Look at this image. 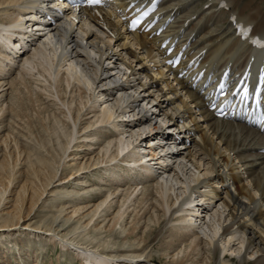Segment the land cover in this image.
<instances>
[{
	"label": "bare ground",
	"instance_id": "bare-ground-1",
	"mask_svg": "<svg viewBox=\"0 0 264 264\" xmlns=\"http://www.w3.org/2000/svg\"><path fill=\"white\" fill-rule=\"evenodd\" d=\"M29 1L0 0V94L7 85L2 79L11 69L25 70L44 84L45 91L37 98L33 86L27 92L32 101L34 97L41 102L35 117L49 142L56 139L63 164L56 167L55 158H49V178L42 189L32 182L30 194L29 184H23L19 192L5 197L12 194L7 191L5 171L12 156L9 139L15 142L16 135L9 131L0 135L5 145L0 156V240L12 242L18 234L43 235L54 244L60 239L62 248L74 250L84 264H148L153 257L148 241L154 231V238L161 240V254L172 264H224L226 252L237 255L242 264H264V135L240 122L215 117L199 89L191 88L185 78H172L165 68H155L156 37L131 36L111 12L91 9L80 20H69L74 14L67 11L55 23H45L47 31H33L31 11L45 18L42 14L53 13L54 8L50 0ZM241 1L225 0L220 7V0H165L160 7L164 18L173 17L166 33L173 34L172 39L179 36L180 44H187L190 56L200 59L212 77L225 65L239 71L252 59L258 62L249 74L257 73L264 69L263 51L236 35L229 18L236 12L237 22L253 23L252 32L264 36V7L260 8L264 0ZM17 88L13 106H8L12 129L19 118L26 119L19 104L14 106V99L24 92ZM45 98L52 104L51 113ZM5 102L0 97V126L7 118ZM47 112L51 116L46 117ZM137 113L136 121L127 119ZM29 119L25 121L32 135ZM108 127L110 133L105 132ZM146 147L153 161L144 153ZM172 160L175 166L169 165ZM159 169L168 171V177ZM88 172L92 179L82 176ZM90 180L100 186L93 183L87 189ZM75 181L82 188L64 191L66 201L52 199L53 207L68 204V209L60 210L66 218L57 216L41 232L44 219L39 220L36 212L31 215L43 194L49 188L53 195L55 186ZM87 198L89 204L82 205ZM27 200L31 205L25 212ZM87 216L71 240L68 220H74L75 227ZM171 228L183 237L165 240ZM96 230L109 235L117 230L120 240L99 241L90 235ZM81 241L87 245L75 246Z\"/></svg>",
	"mask_w": 264,
	"mask_h": 264
},
{
	"label": "rangeland",
	"instance_id": "rangeland-1",
	"mask_svg": "<svg viewBox=\"0 0 264 264\" xmlns=\"http://www.w3.org/2000/svg\"><path fill=\"white\" fill-rule=\"evenodd\" d=\"M245 1L242 0L241 2L243 3ZM262 7H264V6H260V8H262ZM12 71H13V73H12ZM12 71L9 72L10 75L8 74L5 78L2 79V80L6 79L7 85L5 86L6 89H4L3 92L0 94V97L2 98V100L6 101L4 104V107L7 110L5 112L7 118H5L6 120L3 123V126H0V128H2L0 130V135H3L4 133H6L8 131L13 133L12 137L16 135L15 136L16 137L15 142H14L13 138L9 139L10 144H9L8 149H10V147L12 146V149H11L12 156H11V159L9 161L10 166H8L7 171H5V181L9 182V185H8L9 190H7V191H10V193L12 191V194L10 195L7 192L5 194V197L7 195L12 196L13 194H16L17 192H19L20 188L23 184H27V185L29 184L28 187L31 190L30 186H31L32 182L35 183L37 188L42 189V187H43L42 183L46 182V178H49V158H51V159L55 158V163H54L55 166L56 165L58 166L59 162H61V164H63V159H62L63 151L57 145L58 143H57L56 139L53 138V139H51L52 141L50 140V142H49L48 133H46V131L43 128H41V126L38 123L39 120L35 117L36 116V108L35 107L38 108L37 105H39L41 102H39V103L36 102L38 100L35 101L34 97H33V101H32L31 100L32 98L31 99L29 98L30 94L27 92L28 87L31 89V86H33V89L35 90L34 95H35V98H37L36 95L38 93H43V90L45 91L44 84L41 83L40 80L37 81L33 74L28 73V72H24L25 70L17 69L15 71L14 70H12ZM18 71H20V72H18ZM18 73L21 75H19ZM23 73H24V75H23ZM25 73H27V75ZM30 76H33V77H30ZM18 78H19V80H17V82H15V79H18ZM20 78H23V80ZM12 81L15 83L14 85H13V83H11ZM24 81H25V84L23 83ZM26 81H28V82L26 83ZM28 84H30V85L28 86ZM16 85L19 87L20 90H24V92L21 93L22 94L21 96H18L16 99H14V101H16V104L14 106H17L19 104L18 110L19 111L21 110L20 113L21 114L23 113L22 116L26 115L25 120L31 118V121H33V126L31 129L33 131L32 135H30L31 133L27 127L28 122H26L23 118H19V124H17V123L13 124L15 129H12L13 127L10 126V123L13 122V119H11V117H10L12 115L11 114L12 111H10L11 110L10 108H11V106H13V102H12L11 98L13 97V95L15 93H18L15 91L16 89H18ZM24 88H26V89H24ZM34 90H33V92H34ZM45 93L46 92H44V94ZM15 95H17V94H15ZM46 95H47V93H46ZM33 102H35L34 104H36V103L37 104L34 105ZM48 102H49V106L51 105L49 107L50 108L49 112L51 113L54 110L51 108L52 104L50 103V101H48ZM8 106H10V108H8ZM22 107L24 109H22ZM49 112H47L45 114L46 117H48V115L51 116L49 114ZM20 119H21V121H20ZM47 121H49V119H47ZM110 131H111V129L109 127H108V129H105L106 133H110ZM22 134H24V135H22ZM62 144H63V146H65V143H62ZM52 147L56 148L55 151H54V149H53V151L51 150ZM4 148H5V145L2 146L0 143V150H1L0 156L4 152L2 150ZM19 151L22 152L21 155H19ZM49 151H50V153H49ZM56 154H57V156H56ZM58 156H60V157H58ZM1 159H2V157H0V160ZM41 161H44V162L42 163ZM56 161H58V162H56ZM30 162H32V164ZM32 167L34 168V170H36V173H34V172L32 173V169H33ZM62 167L63 166L61 165V167L58 169V175L61 174ZM75 171L76 170H74L73 172H75ZM84 171H86V170H84ZM88 171H91V170H88ZM76 172H78V171H76ZM70 174H71V172L67 173L66 178H68L70 176ZM82 176H84L85 179H92L90 172H88ZM82 176L80 175L78 177V179L82 180V178H83ZM10 182H11V184H10ZM37 183H39V186ZM75 183H76V181L73 182V184L68 183L63 187L55 186L57 188H55V192L53 195H49V188L43 194L41 200L36 205L35 209L32 212V215H31V216H34V214L36 212V216L39 220H42V219L46 220L45 222H43L44 220L41 221V225H40V231L41 232L42 231L45 232L46 231V225L49 224V222H52L54 219H56L57 216H59L60 219L66 218L67 213L65 211L63 213H60V210L64 209V208L68 209L69 208L68 204H66L64 206V208L62 207V204H61V206L56 204V205H54L55 207H53L52 206V204H53L52 199L57 198V199H59V201H62V200L66 201L67 198L63 197L64 191H66V190L67 191L68 190H80L82 188L81 186H76ZM93 183H94V185H93L94 187L100 186L96 180H93V181L90 180L89 183H87L88 186L86 188L88 189L91 186V184H93ZM95 183H97V184H95ZM146 186L148 187L149 185L147 184ZM123 187L126 188V186H123ZM103 188H105L104 193L108 192V190H107L108 187L103 186ZM30 190L27 194H30L32 192V190L31 191ZM101 198H102V196L97 198L95 202L100 201ZM88 199L89 198L85 199L86 201L84 203H82V205L89 204ZM30 205H31V201L27 200L26 201V207H23V210L25 212L27 210H29ZM6 206H8V205H6ZM1 207L2 206H0V208ZM49 214L51 216L50 219H49ZM45 216H47V217H45ZM89 218H90V216L84 217V219H81L79 221V224H77V226H75V227H72V225H73V223H75V221L74 220H68L69 222L67 223V228L72 229V231H71L72 234H70L71 238L69 237L71 240L75 236V233H78L81 231L79 229L76 230V228L77 227L80 228L81 224H84ZM96 218H97V216L94 217L93 220L95 221ZM94 221H92V222L94 223ZM92 222L90 223L89 227H91L93 225ZM26 223H27V221L24 224H26ZM155 227L157 229L159 227L158 224ZM87 230L90 231V230H92V228H88ZM117 230H119L118 225H117ZM117 230H116V232H117ZM167 231L168 232H165V236H166L165 240L169 241L170 237H172L173 239H175V238L178 239L177 238L178 236L183 237V235H180V233L177 232V229L171 228ZM170 231L172 232V234ZM116 232L112 235H109L107 232H102L101 230H98V231L96 230V231H91L90 235H92V236L96 235L95 238L98 237L99 241H100V239L107 240L108 238H109L108 240L118 241V240H120V235ZM168 233H169V235H168ZM18 235L19 236L15 237L16 239L13 238L15 240H13L12 242H8L7 240H6L7 242L6 241L4 242V241L0 240V258L3 260V262H5L4 264H84V262L81 259L82 257L79 256L77 253H75L74 250L64 249L65 246H63V248H62L61 243H59L60 239L58 240L59 242L57 244H54L52 242H49V240L42 238L43 235H41V237H38V236L35 237L32 235H27V234H22V235L18 234ZM155 235H156V233L154 234V231H153V235H152L153 239L148 241L152 245L151 247H153V249H152L153 257L149 261L148 264H172L169 261V258H165L161 254L162 253V250L160 248V241L161 240L154 238ZM187 236H189V235H186V237ZM161 238H163V237H161ZM187 238L188 239L186 242L189 241V237H187ZM0 239H1V237H0ZM181 244H182V241L178 243L179 246H181ZM85 245H87L86 241H81L79 243H77V242L75 243V246H77V247L85 246ZM225 262H227V263H224V264H242L239 262L237 257H231V256H226ZM249 264H250V262H249Z\"/></svg>",
	"mask_w": 264,
	"mask_h": 264
},
{
	"label": "snow or ice",
	"instance_id": "snow-or-ice-1",
	"mask_svg": "<svg viewBox=\"0 0 264 264\" xmlns=\"http://www.w3.org/2000/svg\"><path fill=\"white\" fill-rule=\"evenodd\" d=\"M90 2H92V3H99L100 0H90ZM135 23H138V21L134 22V24ZM223 87H224V85H221V88H223Z\"/></svg>",
	"mask_w": 264,
	"mask_h": 264
}]
</instances>
